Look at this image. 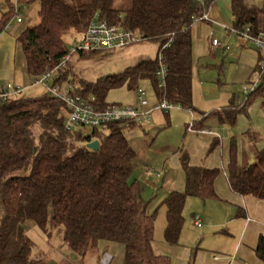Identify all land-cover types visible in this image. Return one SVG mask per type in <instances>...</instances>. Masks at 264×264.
<instances>
[{"label":"trees","instance_id":"obj_1","mask_svg":"<svg viewBox=\"0 0 264 264\" xmlns=\"http://www.w3.org/2000/svg\"><path fill=\"white\" fill-rule=\"evenodd\" d=\"M39 1V21L18 36L32 79L70 52L63 40L66 31L84 33L99 16L137 32L142 40L158 41L157 57L95 81L74 76L69 64L62 70L60 83L71 80L77 94L94 96L96 105L105 108L111 104L106 100L111 89L125 83L136 89L137 82L147 78L158 101L167 99L193 108L191 26L215 0H131L126 9L116 7L115 0ZM9 6L0 19V32L14 17V4ZM231 12L235 28L250 25L255 31L264 30V3L256 6L247 0H231ZM105 51L111 50L75 53L85 59ZM263 56L261 52L252 71L260 73L258 85L247 99L242 104L232 101L211 114L233 122L252 101H264ZM162 66L166 72L163 84L158 75ZM64 105L48 92L0 101V264H57L35 255L37 247L27 232L28 224L49 238L59 231L63 244L79 257L105 240L124 245L120 264H171L168 255L154 249L157 210L148 212L140 183L131 180L137 154L126 135L130 124L111 122L85 135L82 130L69 131L64 126ZM94 139L100 141L97 150L86 146ZM181 164L185 188L171 192L163 201L164 240L169 246L179 244L186 199L217 197L218 168L193 166L186 153ZM229 184L242 195L264 199V148L256 150L252 162L240 164L232 141ZM255 251L264 262V236L259 237Z\"/></svg>","mask_w":264,"mask_h":264},{"label":"crops","instance_id":"obj_2","mask_svg":"<svg viewBox=\"0 0 264 264\" xmlns=\"http://www.w3.org/2000/svg\"><path fill=\"white\" fill-rule=\"evenodd\" d=\"M27 1L29 0H18L19 3ZM215 1L210 6V11L208 9L209 14L217 18L218 22L232 27L234 19L232 12L230 15L232 22H225L223 17L227 15ZM2 8L0 4V19L8 11ZM213 39L211 45L215 50L228 48L221 43L217 47L214 46ZM247 44L248 42H245L240 45L242 47ZM260 54L258 51L250 73L258 63ZM16 79V73L7 76L0 70L1 83L10 86L20 85L12 81ZM213 87L215 88L201 81L199 84L194 82L192 109L173 108L169 112H156L151 125L131 124L127 128L126 132L130 134L127 136L129 143L137 154L134 179L140 183L142 195L148 202V212L149 207L153 209L156 206L165 211L163 201L167 196L173 191H183L185 188V173L181 164L184 153L188 155L193 166L218 168L219 173L214 181L217 197L202 200L190 196L186 199L184 208L191 203H198L197 209L202 213H193V216L194 224L197 215L200 218L202 215L205 217L201 218L200 227L205 226L201 240L211 234L220 240L214 245L199 242L195 247H187L184 264H264L255 251L259 237L264 236V199L242 195L234 191L229 184L232 141L236 142L240 164L254 160L256 150L264 148V101L262 99L252 101L245 111L237 115L235 121L228 122L211 113L222 110L232 101L242 104L244 99L239 100L232 96L227 103H219L221 98L215 94ZM255 115L260 116L257 123L253 122ZM194 120L196 124L190 128V123ZM137 126L140 129H135ZM242 143L244 146L241 148ZM198 200L202 202H197ZM215 215L216 219L213 218ZM109 242L104 240L105 244L102 246ZM179 246L180 243L170 248L177 250ZM173 264L178 263L174 261Z\"/></svg>","mask_w":264,"mask_h":264},{"label":"rangeland","instance_id":"obj_3","mask_svg":"<svg viewBox=\"0 0 264 264\" xmlns=\"http://www.w3.org/2000/svg\"><path fill=\"white\" fill-rule=\"evenodd\" d=\"M70 1L75 2L83 0ZM247 1L256 6H262L264 3V0ZM12 2L15 4L18 0H0L1 7H3L2 9L5 8L9 10V4ZM215 2L219 3L222 11L227 15V17H223L225 22H232L230 19L231 0H216ZM20 4L21 10L19 11V16L22 22H18L16 16H14L11 22H9V26L0 32V70L7 76L8 74L12 75L16 73L17 79L12 81L15 84H20L24 88L23 95L27 97H36L46 93L47 89L44 84L34 82V79L29 76L26 68L25 55L21 43L17 41V36H19L24 29L38 22L40 1L29 0L26 3ZM130 4L131 0H115L114 2V5L121 9L128 8ZM209 11L208 14L210 13ZM209 15L207 20L196 19L191 26L193 83L196 82L199 84L201 81L202 83L215 86V88L213 87L214 92L221 98L219 103H227L228 99L232 96L239 98V100H243L248 95V92L244 90V86L248 85L250 87L249 91H251L252 84L249 81L256 80L257 78L255 74L253 75L249 71L256 62L259 50L251 43L241 47V45L246 42L243 37L237 32L231 31V27L218 22V19L214 18L213 15ZM82 38L83 33L74 29L66 31L63 35V40L70 51L78 46ZM213 38L219 40L221 44L228 46V48L215 50L211 45ZM158 47V41L141 39L126 47L105 51L85 59H79L78 55L73 53L70 67L73 70L74 76L77 75L78 78L95 81L100 77L119 73L130 66L136 65L143 59L157 57ZM244 73H246V75ZM136 85L146 91L148 108L158 102L150 79H140ZM135 96V89H129L128 83H125L120 87L111 89L108 92L106 100L109 103L129 105L135 104ZM156 112L162 111H153L151 116L152 120ZM259 118V115H255L253 117V122L257 123ZM135 129H140V127L137 126ZM82 131L84 135L88 134L90 133V128L84 127ZM103 131L106 133L108 132L106 128L103 129ZM127 132V136H130ZM143 135L147 134L144 133ZM243 146L244 144L242 143L241 148ZM245 147H247V144ZM134 178L135 175L133 174L131 180ZM197 202L202 201L198 200ZM199 204L203 205V203ZM197 206L198 203H191L184 208L185 221L179 239L180 246L177 250L170 248L164 240V229L166 225L165 211L161 208H157L158 206L153 209L149 207V213H153L155 209L157 210L154 222V249L157 253L171 257L172 264L174 261H177L178 264L185 263L187 247H195L199 242H202L204 245H214L220 240L219 238L216 239L217 237L215 238L214 234L203 237L201 240V235L204 232L205 226L196 227L194 224L193 213H202L197 209ZM201 218L205 219L203 215ZM213 218L216 219L217 215ZM27 232L36 244L37 251L35 255H42L57 264H104L101 260L107 251L112 255L110 264H120L121 260L123 261L125 249L124 245L120 243L109 242L103 247L102 244L105 243L104 240H102L103 243H98L97 247L91 249L83 258L71 252V250L63 244L62 234L59 231H54L53 236L49 238L43 235L38 227L28 224Z\"/></svg>","mask_w":264,"mask_h":264},{"label":"built area","instance_id":"obj_4","mask_svg":"<svg viewBox=\"0 0 264 264\" xmlns=\"http://www.w3.org/2000/svg\"><path fill=\"white\" fill-rule=\"evenodd\" d=\"M20 10L21 4L15 2L14 16H16L18 22L22 20L19 16ZM197 19L207 20L208 15L204 13ZM9 22L5 28L9 26ZM231 31L237 32L246 42L255 45L260 52L264 53V30L255 31L252 26L246 25L240 29L232 26ZM139 40H141V37L137 32L124 27L120 23L112 24L107 19L96 16L89 22L78 46L65 54L54 67L35 77L34 82L44 84L49 94L57 96L65 103L63 108L65 129L77 131L88 127L91 131L94 128H103L111 122L147 125L151 123V116L155 110L169 112L173 108H183L180 104L167 99L160 100L148 108L146 91L141 87L135 89V104L123 105L121 103H111L105 108H99L96 105L94 96L84 97L81 94H77L75 92L76 86L71 80L64 83L59 82L62 70L67 68L72 62V54L76 51L115 50L126 47ZM213 45L216 47L219 46V40L214 38ZM261 68L264 71V59L261 61ZM165 73V68L162 66L158 72L161 84L164 83ZM254 74L257 76L256 80L249 81L252 84L251 91H249L250 87L248 85L244 86V90L248 92V95L256 88L259 82L260 73L256 72ZM23 92L24 88L20 85L10 86L0 82V101L5 102L12 98H19L23 95ZM247 96L244 98V101L247 99ZM193 125L194 121L190 123V128ZM195 224L198 227L202 226V219L198 215L195 217ZM111 259V254L107 252L101 261L104 264H110Z\"/></svg>","mask_w":264,"mask_h":264},{"label":"water","instance_id":"obj_5","mask_svg":"<svg viewBox=\"0 0 264 264\" xmlns=\"http://www.w3.org/2000/svg\"><path fill=\"white\" fill-rule=\"evenodd\" d=\"M86 146L92 150H97L100 146V141L98 139H94L86 144ZM251 160L250 162H252Z\"/></svg>","mask_w":264,"mask_h":264}]
</instances>
